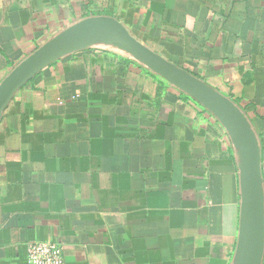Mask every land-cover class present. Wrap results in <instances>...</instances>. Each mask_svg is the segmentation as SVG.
I'll list each match as a JSON object with an SVG mask.
<instances>
[{"label":"crops","instance_id":"1","mask_svg":"<svg viewBox=\"0 0 264 264\" xmlns=\"http://www.w3.org/2000/svg\"><path fill=\"white\" fill-rule=\"evenodd\" d=\"M98 17L226 98L260 149L264 0H0V90ZM31 243L64 264H249L243 146L116 42L70 47L0 118V264H26Z\"/></svg>","mask_w":264,"mask_h":264},{"label":"water","instance_id":"2","mask_svg":"<svg viewBox=\"0 0 264 264\" xmlns=\"http://www.w3.org/2000/svg\"><path fill=\"white\" fill-rule=\"evenodd\" d=\"M100 39L116 42L150 71L206 107L240 141L246 161L247 211L253 237V249L249 264H261L264 253V218L260 149L245 119L235 106L221 94L145 48L133 39L116 20L98 17L82 21L64 30L38 48L12 72L2 86L0 90V118L13 95L66 49Z\"/></svg>","mask_w":264,"mask_h":264},{"label":"built area","instance_id":"3","mask_svg":"<svg viewBox=\"0 0 264 264\" xmlns=\"http://www.w3.org/2000/svg\"><path fill=\"white\" fill-rule=\"evenodd\" d=\"M260 173L264 182V135L260 145ZM26 264H64L61 248L53 243H31L26 250Z\"/></svg>","mask_w":264,"mask_h":264}]
</instances>
